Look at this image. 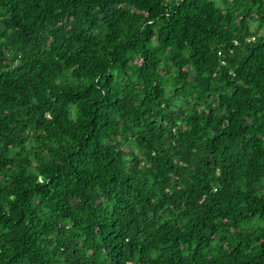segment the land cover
<instances>
[{"label": "trees", "instance_id": "trees-1", "mask_svg": "<svg viewBox=\"0 0 264 264\" xmlns=\"http://www.w3.org/2000/svg\"><path fill=\"white\" fill-rule=\"evenodd\" d=\"M263 30L264 0H0V264H264Z\"/></svg>", "mask_w": 264, "mask_h": 264}, {"label": "rangeland", "instance_id": "rangeland-1", "mask_svg": "<svg viewBox=\"0 0 264 264\" xmlns=\"http://www.w3.org/2000/svg\"><path fill=\"white\" fill-rule=\"evenodd\" d=\"M217 3H218V4H221L219 1H217ZM263 32H264V30H263Z\"/></svg>", "mask_w": 264, "mask_h": 264}]
</instances>
